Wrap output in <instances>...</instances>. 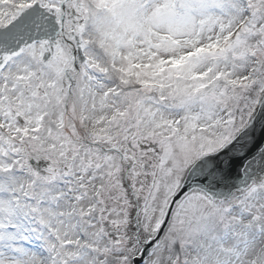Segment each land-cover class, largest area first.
<instances>
[{
	"label": "snow or ice",
	"instance_id": "6c2138e0",
	"mask_svg": "<svg viewBox=\"0 0 264 264\" xmlns=\"http://www.w3.org/2000/svg\"><path fill=\"white\" fill-rule=\"evenodd\" d=\"M0 264H264V0H0Z\"/></svg>",
	"mask_w": 264,
	"mask_h": 264
}]
</instances>
